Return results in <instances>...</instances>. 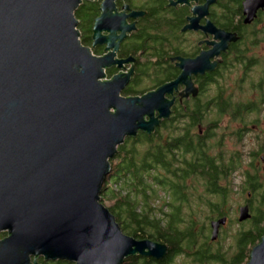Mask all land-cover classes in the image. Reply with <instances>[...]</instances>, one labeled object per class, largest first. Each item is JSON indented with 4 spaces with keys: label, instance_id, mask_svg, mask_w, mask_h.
I'll return each instance as SVG.
<instances>
[{
    "label": "water",
    "instance_id": "95a60500",
    "mask_svg": "<svg viewBox=\"0 0 264 264\" xmlns=\"http://www.w3.org/2000/svg\"><path fill=\"white\" fill-rule=\"evenodd\" d=\"M82 1L0 0V233H8L0 240V264H31V257L37 264L39 256L70 264H122L135 254L163 258L166 246L124 234L101 204L109 161L125 138L150 135L169 118L178 84L185 85L181 98L193 96L191 72L212 71L221 62L210 65V58L227 48L226 41L237 40L204 18L213 0L199 6L170 0L167 7L192 6L191 24L182 31L214 34L200 43L213 49L194 59L177 58L182 73L174 82L123 97L134 59L113 57L126 33L138 31L136 22L127 26L125 19L145 11L122 5L116 12L113 0H103L92 26L91 48L105 44L108 52L99 58L80 42L74 13ZM200 18L206 26L198 25ZM127 63L129 70L121 67ZM116 65L126 73L106 80L104 69ZM249 217L248 208H240L238 221ZM225 221L211 222V241ZM247 264H264V236Z\"/></svg>",
    "mask_w": 264,
    "mask_h": 264
},
{
    "label": "flooded vegetation",
    "instance_id": "af4514ba",
    "mask_svg": "<svg viewBox=\"0 0 264 264\" xmlns=\"http://www.w3.org/2000/svg\"><path fill=\"white\" fill-rule=\"evenodd\" d=\"M84 1V0H83ZM86 1V0H85ZM177 0H172L176 3ZM206 0H192L190 4L193 6L203 5ZM96 6L97 15L101 14V4L103 0L87 1ZM116 12L123 11L122 5H127L129 10L134 12L145 11V14L137 18L127 17L126 25H132L136 22L135 28L118 43V48L115 51L114 59L133 58V73L134 75L128 78L127 84L122 90L121 96H142L148 92L156 90L158 87L174 82L181 75L182 70L178 67L179 59L197 58L202 51L213 49L212 45L201 42L211 41L214 34L207 32V36L203 30L182 31L183 28L191 24L188 17H192V6L187 3L169 6L170 0H113ZM130 11H124V15H128ZM204 18L217 29L229 34H235L237 40L226 41L227 48H219L217 54L210 58V65L215 62H221L212 71H197L191 72L189 78L192 86L196 89V93L192 96L191 93L187 97H180V93L184 92L185 85L178 84L177 90L173 89V107H170V115L168 119L161 120L159 129L163 128L174 120H179L178 125H183L186 117L185 111L193 109L196 114L194 144L204 151L205 147L211 144L209 156H214L219 159L233 157L234 162L223 161L222 165L231 166L235 172L237 169H242V181L239 183V191L246 190L245 194L250 197L251 192L248 190V183L259 184L258 203L263 211L262 200L264 198L263 177L258 180V171L264 173V166L258 168L257 164H264V144L260 141V146L257 150L245 153L241 150L230 152L226 156L228 147L224 136L218 137L217 133L220 116L226 121L248 123L253 127L264 125V0H213L208 3L207 14ZM204 18L198 20L199 26H206ZM93 19V20H94ZM92 25L88 30L84 39L80 38L81 44L89 48L90 53L95 57H102L108 54L106 45L94 46L92 44ZM102 36H107L106 32H102ZM117 35H120L118 32ZM83 38V35H80ZM216 42H221L216 39ZM111 50H109L110 52ZM173 59V60H172ZM121 67L126 70L130 69V63L121 64ZM119 68V65L110 66L104 69L106 80L111 79L119 72L126 73V70ZM258 74V76H257ZM257 76V77H256ZM256 78V79H255ZM130 92V94H128ZM248 93L250 97H248ZM165 99L172 101L171 94H166ZM180 100V102H179ZM224 109L220 113L218 109ZM181 110V114L179 113ZM202 111V112H201ZM217 112L214 117L210 116V112ZM249 115L251 117L248 119ZM217 116V117H216ZM215 125H217L215 127ZM249 127L238 129L235 133L240 140V144L244 142V133L248 132ZM264 131V127L261 129ZM257 132V131H256ZM202 140V142L200 141ZM225 150L223 153H215L216 146ZM244 148V147H240ZM243 158L248 159L246 167H242ZM259 158V160H258ZM250 172V173H249ZM241 173V171H239ZM250 174L251 179L249 180ZM256 184V187L258 185ZM225 185V184H224ZM227 188L235 189L232 183L227 181ZM252 193V192H251ZM250 199L247 198L245 205L239 207H247L248 214L250 213ZM247 220H250L252 215ZM214 221L225 218V224L220 226L218 237L219 240L222 228L228 223L227 214L217 215ZM246 220V221H247ZM245 222V221H243ZM242 223V222H239ZM212 232V231H211ZM211 235V233H210ZM8 236L7 232L0 233V240ZM43 257H38L39 260ZM34 257L30 258V263L33 264ZM52 262V261H46ZM69 263V262H68Z\"/></svg>",
    "mask_w": 264,
    "mask_h": 264
},
{
    "label": "trees",
    "instance_id": "16d2710c",
    "mask_svg": "<svg viewBox=\"0 0 264 264\" xmlns=\"http://www.w3.org/2000/svg\"><path fill=\"white\" fill-rule=\"evenodd\" d=\"M74 15L83 35L80 38L84 39L97 15L96 6L84 0ZM218 111L222 113L224 109ZM184 113L186 120L182 127L176 123L179 120H174L163 128L164 132L159 129V123L150 135L139 132L134 138H125L109 161L110 170L100 192L101 204L114 216L124 234L138 241L148 239L166 246L165 255L159 260L135 254L126 257L122 264H173L174 257L185 253L189 254L192 263L246 264L252 248L264 236L263 198V211L257 210L256 217L250 219V228L236 237V254L227 255L218 249L213 255L211 244L214 243L206 236L201 238L202 227L198 228L196 212L199 209L196 207L203 205L213 216L224 214L220 203L226 199L227 179L235 176L231 166L235 160L233 157L224 160L209 156L211 144L200 151L201 148L194 144L195 111L189 109ZM139 147H145V150L140 152ZM223 161L231 163L224 166ZM256 184L248 183V189L258 193L259 184L258 187ZM159 190L165 194L161 200ZM161 202L160 206L152 204ZM219 204L217 211L215 208ZM181 207L188 216L185 219L181 216L184 213ZM39 263L70 264L66 261L46 262L43 258Z\"/></svg>",
    "mask_w": 264,
    "mask_h": 264
},
{
    "label": "rangeland",
    "instance_id": "374dc122",
    "mask_svg": "<svg viewBox=\"0 0 264 264\" xmlns=\"http://www.w3.org/2000/svg\"><path fill=\"white\" fill-rule=\"evenodd\" d=\"M77 30H78V26H77ZM79 31V30H78ZM80 33V31H79ZM81 35V33H80ZM258 76V74H257ZM256 76V77H257ZM256 79V78H255ZM248 97H250V94L248 93ZM217 112L215 111H211L210 112V116L214 117L215 114ZM156 115H158V113H156ZM217 117V116H216ZM251 117H256L254 115H249L247 118L250 119ZM219 124H218V130L215 131L214 133H217L218 137H221L222 135L224 136V139L226 140V146L228 147V151H226V156L230 155V152L235 151V150H241L243 151L245 154L243 156H246L248 153L255 151L258 149V147L260 146V141L264 144V131L261 130L264 125H258V127H253L251 125H249L248 123H244L242 125V123H238L233 121V119L229 122L226 121V119H224V117L220 116L219 119ZM248 126V132L244 133V142H242L240 144V140L236 137L235 133H238V129L244 128L245 126ZM182 127V126H181ZM257 131V132H256ZM164 132V131H163ZM164 135V134H163ZM162 135V139H164V136ZM240 147H244V148H240ZM145 150V147H139V151L143 152ZM225 149L222 148H216V152L215 153H223ZM264 155V152H263ZM259 160V158H258ZM243 165L242 167H246L247 163H248V159L247 158H243ZM258 168L261 169L262 166H264V164L260 163V161L257 163ZM239 171H241V173H239ZM259 175L258 180L261 181V178L263 177L264 179V173L259 170L258 173H256V175ZM242 169H237V172L235 173V176L233 178H231V176L227 179L232 183V186L235 189L232 188H228V191H226V199L225 201H223L222 203V207L220 208L222 213H226L227 217H228V223L225 226V228H222L221 230V234H219V240L218 242L211 244L213 252V255L216 254V251L218 249H220V252L223 253H227V255H232L233 253H237L236 251V247H235V241H236V237L240 234L243 233L244 231L248 230V228H250V223L251 220H247L245 222L239 223L238 221V217H239V207L245 205V202L247 200V198L250 199V202L248 203L250 205V213L252 215V217H256L257 215V210H261V203H258V196L259 194L256 193V191H252L251 189H248L251 192L250 193V197L247 196V194H245L246 190H237L240 188L239 183L242 181ZM226 180V181H227ZM158 194L160 197V200L165 197V194L162 190L158 191ZM192 197V194L189 195V197ZM167 197V196H166ZM190 197V198H191ZM211 200H213L214 202L216 201V199L214 200L213 198H211ZM212 202V201H211ZM154 206H160L162 204L161 203H152ZM220 204L215 208L217 211L219 210L218 208L220 207ZM181 209L184 211V213H181L182 218L184 217L187 218L185 216V209H183L181 207ZM196 209H199V212H196L197 215H199V217H197L196 219L199 218L198 220V228L202 227V233H201V238H204L205 236L209 239L210 238V233L212 231L211 229V222H213L216 218H219L217 216H213L208 214V209L205 208L203 205H200V207H196ZM165 210V208H164ZM203 214V215H202ZM201 238L200 236L198 237V242L201 243ZM261 242V240H260ZM259 242V243H260ZM257 243V244H259ZM256 244V245H257ZM255 245V246H256ZM199 251V250H198ZM248 263V261H247ZM246 263V264H247ZM173 264H217L216 262H196V263H192L191 262V258L189 256L188 253L185 254H181L178 255L176 257H174L173 260Z\"/></svg>",
    "mask_w": 264,
    "mask_h": 264
}]
</instances>
